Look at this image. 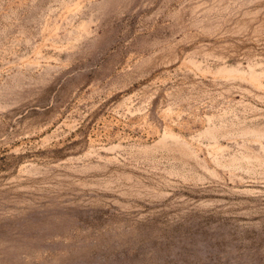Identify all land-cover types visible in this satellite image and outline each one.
Instances as JSON below:
<instances>
[{
    "label": "rangeland",
    "instance_id": "obj_1",
    "mask_svg": "<svg viewBox=\"0 0 264 264\" xmlns=\"http://www.w3.org/2000/svg\"><path fill=\"white\" fill-rule=\"evenodd\" d=\"M0 264H264V0H0Z\"/></svg>",
    "mask_w": 264,
    "mask_h": 264
}]
</instances>
